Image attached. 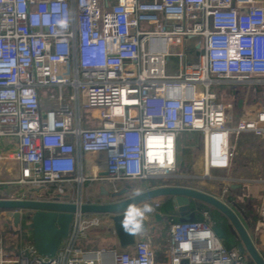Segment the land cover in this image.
<instances>
[{
    "label": "built area",
    "instance_id": "2783aa9c",
    "mask_svg": "<svg viewBox=\"0 0 264 264\" xmlns=\"http://www.w3.org/2000/svg\"><path fill=\"white\" fill-rule=\"evenodd\" d=\"M224 82L264 89V0H0V161L19 166L27 191L16 198L55 186L46 198L65 200L77 182L66 200L79 205L85 182L116 191L165 178L183 132L202 136L206 177L230 168L233 137L264 139V105L229 125L233 104L212 91ZM86 153L105 154L106 175L84 172ZM203 216L172 222L159 260L147 237L131 249L84 248L102 219L78 209L52 257L25 238L8 252L0 233V264H248Z\"/></svg>",
    "mask_w": 264,
    "mask_h": 264
},
{
    "label": "water",
    "instance_id": "95a60500",
    "mask_svg": "<svg viewBox=\"0 0 264 264\" xmlns=\"http://www.w3.org/2000/svg\"><path fill=\"white\" fill-rule=\"evenodd\" d=\"M100 175H106L101 172ZM98 196L102 200L91 199L78 203L65 200H50L42 196L36 198H1L0 209L5 210L14 223L25 215L27 226L32 232V241L38 253L52 257L67 239L74 213L79 209L83 213L101 216V225L112 229L117 239V247L128 249L135 247L138 240H146L139 232H146L152 220V207L149 201L157 197H169L180 216V221H192L193 201L210 205L228 219V228L236 240L237 248L246 254L253 264H264V256L254 243L246 226L228 202L221 197L184 185H161L139 192L131 187H121L114 191L101 184ZM102 196L108 197L103 199ZM150 209L147 210L146 209Z\"/></svg>",
    "mask_w": 264,
    "mask_h": 264
},
{
    "label": "crops",
    "instance_id": "0c3cea01",
    "mask_svg": "<svg viewBox=\"0 0 264 264\" xmlns=\"http://www.w3.org/2000/svg\"><path fill=\"white\" fill-rule=\"evenodd\" d=\"M250 104H252V106L256 108L257 106H259L255 103ZM248 106L249 104H245L241 107V114L245 112ZM233 122H235V120H233ZM232 141L235 146V155L232 159L230 168L219 169L214 173V175H212V177H206L205 173H196V177L200 179L196 183L193 182L194 184L192 185H186L177 181L178 177H180L181 175L179 176L178 173H175V171L172 175L167 176L165 178L143 180L139 183H137V181L130 182L136 183L135 185L133 184L131 187L135 189V192H139L145 189L161 185H184L221 197L224 201L228 202L229 205L233 207L243 224L246 226L254 243L256 244L260 252L263 253L264 256V218L262 219V216L260 215V210L264 207V184L258 181V179L264 178V139L262 137L256 136L252 132H243L240 133L238 137H233ZM84 160V172L86 174H92L93 172L101 174V172H105V168L102 167L105 162L104 153H86L84 155ZM19 175L20 170L16 162L0 161V199L16 198L19 197L22 192L27 191V188L25 186L17 182ZM87 185H92L94 187L96 197L90 198L87 195L86 198H84L83 200H102L101 198L97 197L99 192L98 188L101 184L99 182H93L88 183ZM81 188L83 192V186H81ZM225 188L226 190H224ZM66 189V194H68L70 197L77 198L80 185L77 182H72L70 184H66ZM49 191L50 189L46 192L42 191V194L44 196L42 197L46 198L47 192ZM166 199H169V197H157L149 201L148 205L152 207V212L150 213L152 220L150 221L149 229L146 232H139V236H146L147 238L153 239L154 235L158 231L156 225H160L161 221L165 222L168 219V214L164 213L161 209V206L164 204ZM157 203L158 206H156ZM198 204L199 203H197V201H193L191 204V210L193 213L192 221H200L204 219L203 212L199 210ZM175 214L178 221H180V216L176 210ZM209 215L210 225L213 228L212 216L210 213ZM170 222L172 223L173 221ZM2 226H9L15 230H20L21 232H23V235L26 231L25 235L28 236L29 241H32V232L26 224L25 215L22 216L20 222L15 224L13 218L9 217L6 211L3 210L0 213L1 229ZM22 226L24 228H22ZM98 233L100 234V232ZM90 235L92 234L88 233V237ZM100 238V235H95L94 240L98 241V246L95 245L93 249H97L99 247L109 248V246L112 244L111 241H101ZM20 242H22V240H20ZM156 246L158 245L156 244ZM4 247L6 250L15 251L11 249V244L8 245V241L6 240L5 236ZM232 248H235V246ZM159 257V260L163 259L160 254Z\"/></svg>",
    "mask_w": 264,
    "mask_h": 264
},
{
    "label": "rangeland",
    "instance_id": "374dc122",
    "mask_svg": "<svg viewBox=\"0 0 264 264\" xmlns=\"http://www.w3.org/2000/svg\"><path fill=\"white\" fill-rule=\"evenodd\" d=\"M191 44V41H190ZM192 45V44H191ZM190 50V49H189ZM177 60L176 58L171 59V67H169L170 71L173 72L175 69V64ZM232 84V85H231ZM212 91H215L222 100L232 103L234 109L230 111L231 117L228 121L229 125H234L233 120H236L241 115V107L245 104H250V103H255L256 105H259L257 107H262L264 105V89H258L256 88L255 84H250V83H233V82H224L223 84H218V85H213L212 86ZM51 93L55 94L57 93V89H54L51 91ZM81 115L83 119H86L89 116V112L82 110ZM180 145H181V151L182 148H188L190 149L189 154H181V159L178 160V165L176 169V174L180 177H178L177 181L182 184L186 185H192L194 184L193 182H197L199 179L196 177L197 174H203L205 172L204 170V153H203V138L199 133L196 132H190L186 133L183 132L181 134V139H180ZM86 160V158H85ZM84 160V161H85ZM201 163V164H200ZM189 165V166H187ZM103 168H106V163L102 165ZM219 170V169H211L210 173L211 175H214V173ZM199 176V175H198ZM155 179V178H152ZM151 180V179H149ZM202 180V179H201ZM136 182V181H135ZM140 181H137L139 183ZM88 182L83 184V199L86 198L88 195L90 198L96 197L94 187L92 185H87ZM131 185H135L136 183H130ZM170 222V219H167L165 222H160V225H156L158 228V231L153 237V244L154 245H165L164 242L167 239L168 236V224ZM22 228H24L22 226ZM100 232V234L98 233ZM88 233L92 234L88 237V239L83 241V247L84 248H94V246H98V241L94 240L95 235H100L101 236V241L105 240H110L111 245L109 248H116L117 247V239L111 229L107 228L104 225H99L92 227L89 229ZM26 234V231L24 232V235ZM23 232L20 230H15L14 236L21 240V239H26L29 241V238L27 235L24 236ZM7 237L11 236L9 233L6 235ZM95 243V244H94ZM10 243L8 242V245ZM92 244V245H91ZM94 244V245H93ZM165 246L163 250H159L157 254L159 253L162 258L166 257V254L164 252ZM8 252H14L7 250Z\"/></svg>",
    "mask_w": 264,
    "mask_h": 264
},
{
    "label": "trees",
    "instance_id": "16d2710c",
    "mask_svg": "<svg viewBox=\"0 0 264 264\" xmlns=\"http://www.w3.org/2000/svg\"><path fill=\"white\" fill-rule=\"evenodd\" d=\"M232 85V84H231ZM256 88L258 89H263V87L261 85H258L256 84ZM181 145H179V153H178V159H181V154L185 153V154H189L190 153V149L189 147L187 148H182V151H181ZM189 166V165H187ZM55 186H51L49 189L51 192L53 189H54ZM47 192V194L49 193ZM55 199L58 198V196H55L54 197ZM197 203H199L198 207H199V210L201 212L203 211H209V213L211 214L212 216V220H213V228H214V231L221 237V239L223 240L224 244L226 247L228 248H232V247H236L237 246V243H238V240H236V238L234 237V235H232V233L230 232V229L228 228V219L223 215L221 214L220 212H218L216 209H214L213 207H211L210 205H207L203 202H199L197 201ZM161 209L163 210L164 213H167L168 214V219H170V221H173V222H177L178 219L176 218V214H175V208H174V205L171 201V198L169 199H166V201L164 202V204L161 206ZM3 210L0 209V213L2 212ZM25 221H26V224L28 222V220L26 219L25 217ZM168 224V227L169 225L171 224V222L167 223ZM0 233H2L4 236L8 235V233L11 235L9 237L5 236L6 240L11 244V249L12 250H15L14 252L16 251H19L21 245H22V242H20L19 239H17L14 234H15V229H13L12 227H9V226H2V229L0 228ZM165 244V242H164ZM161 249L164 248V245H160ZM262 253V252H261ZM263 255V253H262ZM157 258L160 259L159 257V253L157 254ZM247 258L249 259V257L247 256ZM248 264H253L252 261L249 259V262Z\"/></svg>",
    "mask_w": 264,
    "mask_h": 264
},
{
    "label": "flooded vegetation",
    "instance_id": "af4514ba",
    "mask_svg": "<svg viewBox=\"0 0 264 264\" xmlns=\"http://www.w3.org/2000/svg\"><path fill=\"white\" fill-rule=\"evenodd\" d=\"M122 185H123L122 187H124V186L131 187V186H132V185L130 184V182L123 183ZM106 187L110 190V187H108V186H106ZM102 198L108 200V199H107L108 197L102 196ZM246 256H247V255H246ZM247 261L249 262V259H248V258H247Z\"/></svg>",
    "mask_w": 264,
    "mask_h": 264
},
{
    "label": "clouds",
    "instance_id": "9594fccd",
    "mask_svg": "<svg viewBox=\"0 0 264 264\" xmlns=\"http://www.w3.org/2000/svg\"><path fill=\"white\" fill-rule=\"evenodd\" d=\"M146 209H147V206H146ZM147 210H149V211H150V209H147Z\"/></svg>",
    "mask_w": 264,
    "mask_h": 264
}]
</instances>
